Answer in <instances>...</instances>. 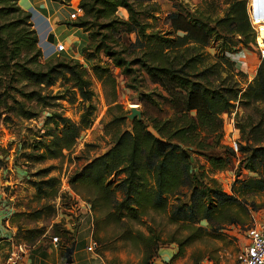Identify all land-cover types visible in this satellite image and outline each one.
I'll use <instances>...</instances> for the list:
<instances>
[{
	"label": "trees",
	"instance_id": "1",
	"mask_svg": "<svg viewBox=\"0 0 264 264\" xmlns=\"http://www.w3.org/2000/svg\"><path fill=\"white\" fill-rule=\"evenodd\" d=\"M18 1L0 0V111L2 108L9 117L33 120L54 102L74 103L77 95L83 103L77 123L52 113L45 118L42 132L33 134L27 146L30 152L25 157L41 163L63 158L80 134L91 127L94 94L87 70L78 61L65 58L40 62L42 52L31 15L19 7ZM51 1L68 6L71 0ZM224 4L221 16L215 14V3L206 4V11L175 9L165 18L167 29L159 30L153 29L150 22L156 20L160 11L157 0H79L82 14L70 23L88 33L89 44L83 45L81 52L86 59L96 60L91 71L98 81L111 87V104L116 102L114 78L107 64L98 60L99 54L124 74L142 73L155 85L139 100L143 105L139 110L141 121L135 119L128 125L122 107L112 106L117 113L104 124L109 148L88 158L67 180L91 212L102 217L105 224L119 228L115 241L134 246L141 254V264H153L160 248L172 243L177 244V252L171 260L180 258L185 247L200 237L199 227L197 233L179 241L166 240L154 231L145 234L133 230L131 224L141 225L142 217L150 212L168 213L172 223L190 226L203 220L210 226L237 225L245 211L236 195L264 191V115L257 122H236L244 143H238L237 151L242 155L238 174L246 171L255 175L237 180L236 195L222 191L215 180L193 165L196 154L206 157L213 170H225L235 155L231 147L226 149L225 158L205 154L215 149L222 138V116L236 103L244 108L264 105V57L260 58L251 82L243 87L236 77L245 75L234 73V64L225 55L235 46L231 44L232 38L237 37L236 44L242 48L256 44L246 0H225ZM120 11L125 18L118 15ZM130 34H134L136 41L131 47H137L131 58L116 38ZM211 42L220 44L214 55L205 51ZM58 81L70 83V90L47 95L46 91ZM164 108L171 115L150 112L151 109L162 113ZM52 169L43 168L34 174L38 178L31 182L34 196L43 203L28 214L31 220L51 217L55 212L51 202L65 195L60 194V180L49 175ZM237 207L243 215L231 213ZM23 216L26 214H14L11 223ZM52 234L58 243L60 240L65 260V249L73 243L72 233L55 225ZM43 235L42 229L23 230L18 225L14 237L32 245ZM93 237L99 256L116 251L112 241L96 232Z\"/></svg>",
	"mask_w": 264,
	"mask_h": 264
},
{
	"label": "rangeland",
	"instance_id": "2",
	"mask_svg": "<svg viewBox=\"0 0 264 264\" xmlns=\"http://www.w3.org/2000/svg\"><path fill=\"white\" fill-rule=\"evenodd\" d=\"M224 1L225 0H174L170 2L168 0H157L160 11L156 14V20L150 22L153 29L166 30L167 25L165 23V18L170 12L175 11V9L193 11L196 8L199 11H206L208 6L206 4L210 3L216 4L215 14L221 16L222 11L226 8ZM175 5L179 7L174 8ZM211 12L212 11H210V13ZM118 15L125 18L123 11H120ZM83 33L88 37V33ZM64 38L65 36H61V39ZM116 38L119 39L120 46L128 50L127 54L131 53V55H129V58H131L132 52H134V50L137 51V47H131L136 42L134 34L116 36ZM263 38V33L258 36L257 41L260 46L262 45L261 40ZM238 40L237 37L232 38L231 44H235V46L226 52L225 55L235 65L240 62L241 56H243L245 51V53L249 55L248 70L252 72L259 62V59H256L259 48L258 44L256 42L255 46L242 48L239 44H236ZM87 44H89V42L85 43V45ZM219 45V43L211 42L205 49L206 53L210 55L216 54L219 51ZM82 47L81 45L66 44V52L61 54L55 52L51 55L53 56L51 59H44L42 57L40 59L41 63L65 58L66 60H73L67 57L66 53L71 54L70 52L75 53L77 57L80 56L79 58L83 61L78 62L87 70L86 77L91 82V89L94 94L92 99V105L95 107L93 124L89 129L80 134L76 144L70 151L64 152L63 158L36 163L26 159L25 154L30 152L27 146L33 134L42 132L44 120L50 116V114L60 113L63 117L70 119L72 122L77 123L79 121L83 110V103L79 96L76 95V101L74 103H68L67 100L52 103V107L46 108V110L40 112L39 116L33 120H24L14 116L9 117L3 114L1 108L0 237L2 236L1 232L7 230L5 233L7 236L4 239H0V241H2L1 244H3L1 249H8L10 242H23L28 248L31 246L27 242L14 237L15 233H17L18 225L21 226L23 230H44V235L40 239L52 238L54 236L52 232L55 225H58L60 230H69L73 237L81 226L84 225L88 228V231L92 232L93 242V234L96 232L99 237L112 241V245L115 246L116 251L105 253V256L109 258L106 263L141 264V254L134 246L130 243H119L115 241L116 236L120 232L119 228L114 224H105L102 217L91 212L90 208L86 207L87 204L70 189L67 180L73 172L85 164L88 158H93L109 148V136L104 132V124L108 121L110 115L117 113L116 109H112V106H114V104L120 105L122 110L126 112V115L130 114L131 108L142 110L143 105L139 100L143 97V94L149 93L155 88V85L150 84L146 76L142 73H140V75L137 73L135 76L124 74L121 69L113 67L108 58L103 56V54H99L98 60L101 61L102 64H107L114 78L116 102L111 104L110 102L113 98L111 87L102 84L95 78L91 71V67L96 60L86 59L81 52ZM248 76L236 77L237 80L241 82V86L244 87L245 84L248 83ZM66 90H70V83L58 81L53 87L46 91V94L54 96L57 93L62 94V92ZM8 103H11V101L8 100ZM150 112L160 116L171 115V111L167 108H164L162 113L159 110L151 111V109ZM126 115L124 117H126ZM263 115V104H256L253 107L244 108L236 103L229 113L222 116V138L215 149L205 152V154H207L206 156L216 155L225 158V151L230 147L232 140H236L237 145L238 143L244 144L240 140L239 130L235 127L236 122L242 120L257 122ZM126 121L128 125L131 124L127 119ZM127 129L130 128L127 127ZM241 157L242 155L239 154L238 151L235 152V155L230 158L228 166L221 172L213 170L204 156L194 154L193 158L195 161L193 165L199 166L201 171L205 172L208 178L215 180L222 191L230 195H236L234 190L238 188V184L236 183L237 180L240 181L255 177V175L246 171H242L238 174V163ZM48 167L53 168L49 175L55 176L60 180V194L65 195L51 202L55 208V212L51 217H43L40 220L34 221L28 217V214L31 215L34 211L38 210L43 201L39 202L35 199V191L31 186V182L38 179L34 176L38 170ZM236 196L239 198L240 206H242L240 208L245 211L244 216H242V222L237 225L226 223L210 226L207 221L203 220L196 225L190 226L181 223H172L169 221L168 213L150 212L148 215L142 217L143 223L141 225L133 223L131 226L133 230H140L145 234H148L150 231L161 233L162 238L172 241L183 240L189 234L194 232L197 233L195 231L196 228H201V231L198 233L200 237L185 247L184 255L180 258L171 260L177 252L176 243L166 244L160 248V250L167 251L171 254L166 264H233L239 248L247 242L248 231L254 226L262 224L264 220V191ZM84 206L86 208H83ZM234 212L242 214L238 207L232 209L231 213ZM16 213H24L26 216L20 218L17 223L12 224L11 219ZM95 249L96 246H94V249L90 252H96Z\"/></svg>",
	"mask_w": 264,
	"mask_h": 264
},
{
	"label": "crops",
	"instance_id": "3",
	"mask_svg": "<svg viewBox=\"0 0 264 264\" xmlns=\"http://www.w3.org/2000/svg\"><path fill=\"white\" fill-rule=\"evenodd\" d=\"M79 0H71L68 6L60 5L52 2L51 0H19V7L30 13L31 21L38 36L39 48L42 51V58L51 59L52 54L55 53L54 45L59 44H72V45H85L87 42L86 35L81 29L74 28L70 25L71 20L68 19L69 15L75 10ZM81 14H79L80 16ZM49 35L53 36V43H49ZM61 36H65L61 39ZM67 57L76 61H83L80 56L70 52ZM49 57V58H48ZM242 59V57H241ZM259 62L256 65L258 66ZM240 62L235 64V70H238ZM249 68V67H248ZM246 67L248 73V80L253 78L256 68L251 72ZM245 72V73H246ZM244 73V74H245ZM247 76V75H246ZM88 207V205H86ZM85 206L83 208H86ZM264 223V220H263ZM6 231H2L0 239H4L7 235ZM52 238L39 239L35 244L29 246L27 254L22 259V264H66L62 257V244L52 243ZM0 241V264L3 262L8 249H1L3 244ZM73 251L71 255V264H107L108 257H101L96 252L88 251L90 245H94L92 239V232L84 225L78 230L73 237ZM171 254L167 251L160 250L158 257L154 260L153 264H166Z\"/></svg>",
	"mask_w": 264,
	"mask_h": 264
},
{
	"label": "built area",
	"instance_id": "4",
	"mask_svg": "<svg viewBox=\"0 0 264 264\" xmlns=\"http://www.w3.org/2000/svg\"><path fill=\"white\" fill-rule=\"evenodd\" d=\"M246 13L251 29L255 33V43L257 42L259 47L256 59L260 60V58L264 57V38L261 40V46L258 43L257 39L260 34H264V0H246ZM79 14H82V10L77 4L75 10L69 15V19L73 21L79 16ZM54 48L57 54L66 52L65 44L57 43L54 45ZM241 57V67H239L238 70H235V72H241L244 74L246 71L243 70H246V67H249V55L244 51L243 56ZM244 75L248 76V73L246 72ZM252 79L253 78H250L248 80V83L251 82ZM230 147L234 152H237L238 145L236 143V140H232ZM51 241L52 243H56L57 238L53 237ZM92 249H94V245L88 247L87 250L92 251ZM27 252L28 246L25 243L10 242L9 248L6 252V256L1 264H22V259L27 254ZM233 264H264V223L256 225L248 231L247 242L239 248Z\"/></svg>",
	"mask_w": 264,
	"mask_h": 264
},
{
	"label": "water",
	"instance_id": "5",
	"mask_svg": "<svg viewBox=\"0 0 264 264\" xmlns=\"http://www.w3.org/2000/svg\"><path fill=\"white\" fill-rule=\"evenodd\" d=\"M49 43H53V36L49 35L48 40ZM130 123H132L135 119L138 121H141V113L138 109L136 108H131L130 110V114L126 115L125 117ZM72 251H73V245L71 247H68L65 249L64 252V257H65V263L66 264H71L72 260H71V255H72Z\"/></svg>",
	"mask_w": 264,
	"mask_h": 264
}]
</instances>
